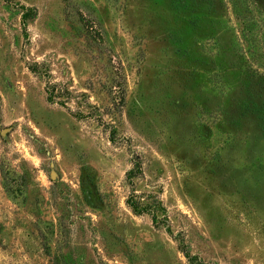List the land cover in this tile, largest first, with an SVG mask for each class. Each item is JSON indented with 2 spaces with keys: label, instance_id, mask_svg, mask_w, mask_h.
<instances>
[{
  "label": "rangeland",
  "instance_id": "rangeland-1",
  "mask_svg": "<svg viewBox=\"0 0 264 264\" xmlns=\"http://www.w3.org/2000/svg\"><path fill=\"white\" fill-rule=\"evenodd\" d=\"M0 264H264V0H0Z\"/></svg>",
  "mask_w": 264,
  "mask_h": 264
},
{
  "label": "trees",
  "instance_id": "trees-1",
  "mask_svg": "<svg viewBox=\"0 0 264 264\" xmlns=\"http://www.w3.org/2000/svg\"><path fill=\"white\" fill-rule=\"evenodd\" d=\"M129 175H132V173H130ZM128 205L133 209V211L138 214L141 215L143 213H150L154 215V219H156L155 214L151 211V209L148 206H141L140 204H138L137 202H132V200L128 201Z\"/></svg>",
  "mask_w": 264,
  "mask_h": 264
},
{
  "label": "water",
  "instance_id": "water-1",
  "mask_svg": "<svg viewBox=\"0 0 264 264\" xmlns=\"http://www.w3.org/2000/svg\"><path fill=\"white\" fill-rule=\"evenodd\" d=\"M52 178H55V174L54 173L52 174Z\"/></svg>",
  "mask_w": 264,
  "mask_h": 264
}]
</instances>
